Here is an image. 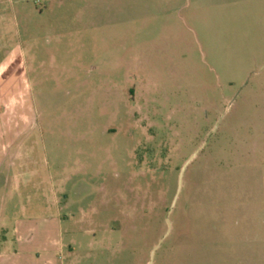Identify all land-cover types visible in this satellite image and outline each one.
<instances>
[{"label": "rangeland", "instance_id": "obj_1", "mask_svg": "<svg viewBox=\"0 0 264 264\" xmlns=\"http://www.w3.org/2000/svg\"><path fill=\"white\" fill-rule=\"evenodd\" d=\"M30 135L68 264H148L196 151L154 264H264V0H0V156Z\"/></svg>", "mask_w": 264, "mask_h": 264}, {"label": "crops", "instance_id": "obj_2", "mask_svg": "<svg viewBox=\"0 0 264 264\" xmlns=\"http://www.w3.org/2000/svg\"><path fill=\"white\" fill-rule=\"evenodd\" d=\"M30 130L23 127L17 133L31 134ZM31 139L32 135L29 141L16 144V153L10 161L3 153L4 145L1 146L0 264H68L60 193H54L53 204L51 195L48 196L43 212L37 210L36 192L51 187L53 180L50 173L46 174V168L37 169L42 147Z\"/></svg>", "mask_w": 264, "mask_h": 264}, {"label": "water", "instance_id": "obj_3", "mask_svg": "<svg viewBox=\"0 0 264 264\" xmlns=\"http://www.w3.org/2000/svg\"><path fill=\"white\" fill-rule=\"evenodd\" d=\"M198 151H196L185 163L184 165L182 166L181 168V171H180V174H179V185H178V189H177V193L175 195V198L172 202V205H171V209L169 210V215L172 213L176 203H177V200H178V197H179V194L182 190V186H183V178H184V174H185V171H186V168L187 166L189 165V163L195 158V156L197 155ZM169 215L167 217V223H168V230H167V233L165 235V237L169 234V232L171 231V228H172V223H171V220L169 218ZM164 237V238H165ZM161 239V241L152 249L151 251V255H150V261L148 264H154V258H155V255H156V251L158 250V248L160 247L162 241L164 240Z\"/></svg>", "mask_w": 264, "mask_h": 264}]
</instances>
